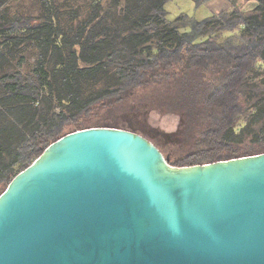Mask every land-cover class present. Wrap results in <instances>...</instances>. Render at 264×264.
Segmentation results:
<instances>
[{
  "label": "trees",
  "instance_id": "1",
  "mask_svg": "<svg viewBox=\"0 0 264 264\" xmlns=\"http://www.w3.org/2000/svg\"><path fill=\"white\" fill-rule=\"evenodd\" d=\"M10 1L0 0V195L54 142L78 130L124 128L118 114H133L150 100L181 115L179 146L186 154L169 160L173 166L264 153V78L257 80L264 0H253L248 15L234 8L201 22L181 15L176 23L168 20L169 0H126L116 15L121 22L93 26L88 34L82 27L72 36L55 24L48 0L32 15ZM217 25L243 26L239 47L221 48L218 37L202 41ZM29 39L41 56L35 76L24 77L6 62ZM87 83L103 87L85 89ZM246 133L253 147L243 149Z\"/></svg>",
  "mask_w": 264,
  "mask_h": 264
},
{
  "label": "water",
  "instance_id": "2",
  "mask_svg": "<svg viewBox=\"0 0 264 264\" xmlns=\"http://www.w3.org/2000/svg\"><path fill=\"white\" fill-rule=\"evenodd\" d=\"M169 162L120 128L62 137L0 195V264H264V153Z\"/></svg>",
  "mask_w": 264,
  "mask_h": 264
},
{
  "label": "rangeland",
  "instance_id": "3",
  "mask_svg": "<svg viewBox=\"0 0 264 264\" xmlns=\"http://www.w3.org/2000/svg\"><path fill=\"white\" fill-rule=\"evenodd\" d=\"M48 1L53 8V13L57 16V19H54L55 24L59 25L64 36L67 34H71L72 36L82 27H84V32L86 31L88 34L93 30V26H100L102 24H104V26H115L113 25V23H115L113 20L115 19L116 22H121L116 15H118L120 10L119 7H122L126 0H120V5L118 6H114L115 0ZM43 3V0H11L9 5L13 6L16 11L19 9H25L27 15H32L36 11L39 13L38 10L40 9H44L42 6ZM220 3H223L226 7L224 8L220 6ZM234 8L242 12L244 15H248L256 8V2L253 0H169L165 6L168 13V20L171 23H176V20L181 15L201 22L214 15H219L223 11L229 12ZM96 15L97 18H95ZM74 16L76 17L73 18ZM99 16L100 18H98ZM107 16L108 19L103 20V18ZM93 17L95 18L94 20H92ZM241 27L243 26L237 27L234 30L224 31L220 30L221 27L217 25L213 29L209 28V32L205 36H200L202 37V41L218 37L219 39L216 40L217 45H220L221 48L224 47L226 50H231L239 47L242 43L243 37L241 34L243 31L240 30ZM64 36L58 39L59 43L61 40L63 41ZM245 42L246 41L243 43ZM36 43L37 42L29 39L15 57L7 60L6 63L10 66L9 68L14 74H21L24 77L35 76L34 71L41 56V48ZM259 69L260 72L257 76V80L261 82L264 78V64H260ZM84 86L86 87L85 89L97 90L103 87V85L99 86L98 83H87ZM152 91L154 92V88L149 89V94L151 95V98H154L155 94H153ZM151 101L153 100L145 102L144 106L139 107V109L133 114L119 113V119L126 124L124 128L121 129L146 137L160 149L166 158H169L170 161H177L182 155L186 154L179 146L183 125L181 115L179 112H165L164 108H155L156 106L150 105ZM58 110L60 111V107ZM242 121V123L245 122L244 120ZM239 124L240 122L238 125ZM245 137H247V140L243 144V149L253 147L251 137L248 133L245 134ZM170 166L174 168H183L171 164Z\"/></svg>",
  "mask_w": 264,
  "mask_h": 264
},
{
  "label": "crops",
  "instance_id": "4",
  "mask_svg": "<svg viewBox=\"0 0 264 264\" xmlns=\"http://www.w3.org/2000/svg\"><path fill=\"white\" fill-rule=\"evenodd\" d=\"M219 1H222V0H219ZM226 4V3H225ZM220 6H222V7H226V6H224V4L223 3H220Z\"/></svg>",
  "mask_w": 264,
  "mask_h": 264
}]
</instances>
